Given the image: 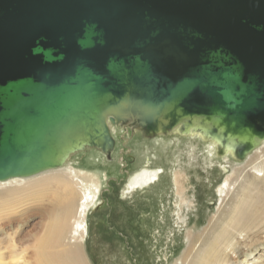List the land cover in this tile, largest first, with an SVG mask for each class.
<instances>
[{"label":"water","instance_id":"95a60500","mask_svg":"<svg viewBox=\"0 0 264 264\" xmlns=\"http://www.w3.org/2000/svg\"><path fill=\"white\" fill-rule=\"evenodd\" d=\"M110 123L243 159L264 140V0H0V181L110 154Z\"/></svg>","mask_w":264,"mask_h":264},{"label":"rangeland","instance_id":"374dc122","mask_svg":"<svg viewBox=\"0 0 264 264\" xmlns=\"http://www.w3.org/2000/svg\"><path fill=\"white\" fill-rule=\"evenodd\" d=\"M115 126L110 154L87 147L64 163L81 172L103 173L84 239L56 240L51 232L56 229L54 217L62 212L61 203L53 199L62 200L66 191L44 190L49 182L45 181L23 186L29 193H12L25 181L13 183L6 187L8 192L0 193L1 264H73L74 252L82 253L80 264H183L189 249H194V257L212 240L216 233L212 231L226 223L249 179L258 178L264 190V172L248 164L230 192L220 193L227 176L239 171L237 167H243L259 148L246 159L217 152L215 156L200 135L192 140L196 158L190 160L187 143L192 141L177 129L153 135L131 125ZM147 167L160 168L159 178L150 186L128 189L132 176ZM176 180L184 183L183 194ZM258 191L252 190L258 205L255 214L245 229H232L229 242L220 244L218 264H264V195L257 199ZM181 195L189 201L182 202Z\"/></svg>","mask_w":264,"mask_h":264},{"label":"bare ground","instance_id":"6f19581e","mask_svg":"<svg viewBox=\"0 0 264 264\" xmlns=\"http://www.w3.org/2000/svg\"><path fill=\"white\" fill-rule=\"evenodd\" d=\"M115 125L116 124L113 123L109 124L113 135H115ZM180 127H182V125L176 127L175 129L178 130ZM179 132L181 136H186L191 139V141L195 140L200 136V132L193 133L194 131L192 129L188 131L189 133H182V130H180ZM202 135L200 137L206 139L208 147L210 148V153L215 154V156H217L216 152L219 154H224V156H227V154H234L235 150L233 149L234 146L232 144L229 143L232 146L231 148L229 144H225L223 140L219 137L214 136L213 139H207L208 136L206 134ZM190 143L191 144L187 143V146L189 147L187 152L188 156L190 157V160H193L196 158V145L193 141ZM258 148L260 149V151L257 152L254 156H251L250 160H246V163L243 167H237L239 171H235L231 177L227 176L224 184L220 186V193L222 195L226 196L230 192L232 184L235 185V182L244 171L245 166H247L248 164H252L253 168L256 171L264 172V140L252 151L257 150ZM249 154H247V156ZM159 172H162L160 168L147 167L140 169L130 179L127 186L128 189L148 186L156 178H159ZM102 175L103 173L100 170H89L87 172H81V169H77L75 166L64 165L63 167L50 169L30 177H15L6 181H0V188H2L0 190V193L8 192L10 190L6 189L8 185H12L13 183L19 184L23 181H25V183L16 187L12 191V193H19L20 191H22V193H29V188H25L23 186L42 185L43 183H45V181L49 182L46 184L44 190H50L60 187L63 191H66V195L63 197L62 200H58L59 198L53 199L61 203L62 212H60V214L54 217L53 226H55L56 229L51 232L56 233V240H59L60 238L62 240H65L67 236H70L73 237L75 241H81L82 239H84V235L87 232L86 218L89 214V210L92 206L97 205V197L98 194L101 192L100 189L103 178ZM54 180L56 181L53 183L50 182ZM258 180L259 179L256 177L249 179V181L247 182V186L243 189V196H241L237 200V203H235V205L233 206L232 214L226 221V223L222 227H218L217 229H214L212 231L216 232L212 240L207 242L206 248H201V250L199 249L195 253L194 257H192L194 249H192L191 251L189 249V251H187L186 254L183 256V264H218L220 244H222L224 240L226 241V243L229 242L232 229H245L244 227L249 224L248 221L253 217L256 212V209L258 207L256 203L257 200L255 198L256 193L252 194V190L258 189L260 191H258L257 199L260 196L264 195V190L262 189L263 186H260V180ZM176 184L177 188L180 189L179 193L183 194L184 183L180 182L178 184L176 180ZM78 191L80 192V196L78 195ZM181 197L182 202L189 201V198H187V196L184 197L183 195H181ZM74 244H76L74 245L75 248H79V244ZM70 259L73 264H80V261H83L82 253L80 252L79 256L78 252H74ZM2 260L3 259L0 258V262Z\"/></svg>","mask_w":264,"mask_h":264},{"label":"flooded vegetation","instance_id":"af4514ba","mask_svg":"<svg viewBox=\"0 0 264 264\" xmlns=\"http://www.w3.org/2000/svg\"><path fill=\"white\" fill-rule=\"evenodd\" d=\"M86 225H87V218H86Z\"/></svg>","mask_w":264,"mask_h":264}]
</instances>
